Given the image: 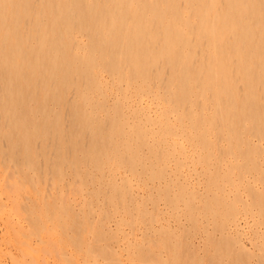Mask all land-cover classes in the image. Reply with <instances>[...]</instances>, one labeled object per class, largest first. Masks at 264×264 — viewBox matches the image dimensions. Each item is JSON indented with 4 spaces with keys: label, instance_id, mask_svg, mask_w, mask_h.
<instances>
[{
    "label": "bare ground",
    "instance_id": "1",
    "mask_svg": "<svg viewBox=\"0 0 264 264\" xmlns=\"http://www.w3.org/2000/svg\"><path fill=\"white\" fill-rule=\"evenodd\" d=\"M0 137L21 159L0 160V264H106L84 236L139 264L130 206L154 233L179 214L259 234L264 259V0H0ZM22 203L70 221L83 206L81 234Z\"/></svg>",
    "mask_w": 264,
    "mask_h": 264
},
{
    "label": "rangeland",
    "instance_id": "2",
    "mask_svg": "<svg viewBox=\"0 0 264 264\" xmlns=\"http://www.w3.org/2000/svg\"><path fill=\"white\" fill-rule=\"evenodd\" d=\"M9 143L10 142H8L7 139L0 137V160H3V162L0 163L2 169L5 168L6 165L11 167L12 165L20 164L21 159L16 154L18 152V144L10 146ZM40 143L41 145H49V147H55L58 145V142L38 141L34 144V147H38ZM11 151H14L13 155H11ZM57 162L59 163V160H57ZM60 167L63 168V165H60ZM68 174L69 173L66 172L67 178L70 179L71 176H68ZM50 175L53 176L54 174L51 173ZM86 188L88 189L87 192L90 194L91 186L87 185ZM144 204H147L146 208L147 210H150V205H148L149 203L145 202ZM96 206V202L95 204H92V207L95 210ZM59 208L60 207H54L53 211L40 213L36 211L34 207H29L28 205L22 203L20 206V214L27 223H37L39 224L38 227H50L51 225L57 231L62 230L65 232V228H67V232L70 234H81V229H83L81 223V212L84 209L83 206L81 207L77 204L69 205L70 213L74 216V220L71 221L63 218L62 210ZM128 210L130 212L127 211L125 214L127 224L129 223L132 226V230L136 234V238L142 242L141 244L148 247L155 243L163 242L171 248V251L166 255V253L162 251L159 252L157 248L155 250L148 249L143 251V249H141L142 245L139 243V245L135 246V257L139 264H259L258 262H262L264 264L263 258L258 259L255 256L257 253V246L260 244L258 238L259 234L251 236V233L244 230L243 233L240 232L239 235L227 236L222 234L221 231L211 230V221L199 222V219L184 220L183 217L179 216V214L174 217L175 220L171 219L174 222H171L172 226L170 227V234L167 232L154 233V229L159 228L158 223H156L153 219L147 220L143 216L138 215L135 212L134 206H130ZM35 213L39 217H35ZM163 218H165V216L162 213H159L157 220L163 222L161 220ZM88 220L90 224L93 225L96 220L95 214L88 215ZM222 223L225 224V222ZM144 227L150 229L142 231V233L137 230L143 229ZM44 232H46L45 228L42 229L41 234ZM2 236V227L0 225V242H5L3 244L1 243L0 247L4 249L3 247L5 246L4 244H6V241L1 239L5 238ZM234 238L246 246L248 251L252 252V254L243 249L237 250V246L235 247V244L233 243L235 241ZM84 239V244H80L78 247L80 251H86L85 256L88 260H95L103 263L105 262L106 264H118L120 260L124 259L127 255L125 248L122 250L120 249L122 242H117L113 238H110L111 240L109 239V243H107V240H97L93 246L94 248H89L87 246L90 241L89 236H84ZM105 243L110 251H104L99 247V245L101 246ZM261 245L264 246V238L261 240ZM6 246L7 247H5V249L8 248V244H6ZM80 254L82 253L80 252ZM80 261L78 263H81Z\"/></svg>",
    "mask_w": 264,
    "mask_h": 264
}]
</instances>
